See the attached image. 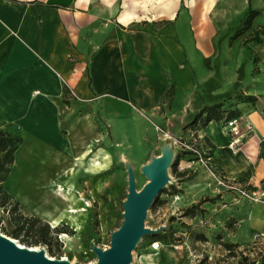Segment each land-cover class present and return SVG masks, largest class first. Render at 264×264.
I'll return each mask as SVG.
<instances>
[{"label":"crops","instance_id":"obj_1","mask_svg":"<svg viewBox=\"0 0 264 264\" xmlns=\"http://www.w3.org/2000/svg\"><path fill=\"white\" fill-rule=\"evenodd\" d=\"M187 8L182 0H0V130L19 139L1 185L26 212L53 229L69 224L79 234L75 179L84 192L91 173L113 167L102 149L91 150L92 143L101 145L102 127L123 143L145 117L165 125L169 164L180 154L171 139L195 137L194 159L179 157L189 168L182 177L191 178L181 182L184 193L177 200L191 206L208 196L199 207L201 232L240 247L261 240L264 201L216 185L214 190L212 183L222 177L264 189V72L252 75L245 54L229 77L218 69L211 95L232 89L245 63L236 91L256 97L242 103L234 94L223 102L246 133L236 151L222 121L199 130L188 126L208 105L200 87L214 77V68H206L204 60L214 56V40L238 26L247 3L209 30L194 6L192 41ZM121 175L114 171L113 185ZM155 243V250L147 242L139 247L137 264L179 263L172 246Z\"/></svg>","mask_w":264,"mask_h":264},{"label":"rangeland","instance_id":"obj_2","mask_svg":"<svg viewBox=\"0 0 264 264\" xmlns=\"http://www.w3.org/2000/svg\"><path fill=\"white\" fill-rule=\"evenodd\" d=\"M182 1L188 7L189 20L186 24L188 40H191V26L194 27V21H191L195 14L194 6L197 7V10L199 9L200 22L205 29L209 30L220 23L218 19L221 16L225 18L228 11L235 10L238 12L247 3L245 0ZM190 2H192V6ZM251 6L258 12V15L247 31L239 37H235L234 27H231L228 32L221 35L222 37L220 36V39L214 40V56L208 59V63L212 69L217 66L222 77H229L232 74L236 65L244 59V54L247 59L246 62L250 60L252 63V75L264 72V45L260 47L250 45L251 54L247 50H242V41L253 35L258 28L264 29V0H252ZM245 65V63H241L239 68L243 67L244 69ZM166 103L167 101H164V107ZM164 107L161 106L160 111H163ZM165 128V125L163 126L151 118L146 119L144 117L138 127L130 129L124 142L118 144L110 138L108 129L103 130L102 127L104 135L102 143L101 145L92 143L91 150L96 153L101 152L100 149H102L101 155H106L109 159L108 167L110 165H113V167L105 171L104 174L102 172L100 174H97V172L91 173L90 184L86 186L89 189L84 192L77 189V179H75L73 192L76 198V208H74V213L76 217L81 218V221L79 219L81 222V232L79 234L74 232L69 224H66L68 225L66 226L61 223L57 229L61 228L66 232L67 241L62 237V233H55V230L43 220L39 219V223H34L33 219L35 217L26 212L20 205L15 207L14 202L8 201L1 206V202L4 200L2 192H0V233L16 240L22 246L43 250L45 255L53 260L65 258L67 264H96L97 257L93 249H108L111 235L123 224V204L127 195L128 177H132L135 189L139 191L147 183V179L141 173V168L144 165L158 164V161L163 159L162 155L165 150H168L165 140L170 137L166 134ZM194 140L195 137L191 134L188 138L171 139L174 147L178 148L180 153L188 152L187 155L191 159H194L196 154ZM191 159L188 161H191ZM174 161L164 168L166 183L148 209L144 219V227L157 230V235L164 236L168 246L178 247L177 250L171 249V251H177L179 254L178 264H264V236H260L261 240L257 243L240 247L218 241V238H220L218 236L217 238H207L201 232V223L198 220L201 209H192L187 212L190 206H185L175 199L177 196L183 195L181 182L184 179L191 178V175L178 178L172 172L171 165ZM185 167H187L186 164L182 166L181 162L178 161L176 171L179 173L182 171L188 172L189 168L185 170ZM115 170L122 171V175L117 179V184L113 185ZM81 176L82 174L79 175V177ZM82 183V180H80L79 185ZM214 185L216 184L212 183L213 189L216 190ZM0 187H2L1 183ZM60 190H62L61 187ZM246 190L255 192L252 199L259 198L260 194L264 193V189L259 185L252 189L246 187ZM62 192L66 191L62 190ZM71 193L68 192L67 194ZM260 201L262 202V200L257 202ZM19 217H22V219L18 220ZM32 223H34L33 229H45V225L48 227L49 234L45 238L46 243H43L40 236L34 235L32 231L28 230ZM12 232L17 233L16 238L11 237ZM151 236L145 235L136 242L135 249L131 253L130 264H137L139 247L143 243H149ZM224 244L231 246L226 248ZM148 254H151V252L146 251V255Z\"/></svg>","mask_w":264,"mask_h":264},{"label":"water","instance_id":"obj_3","mask_svg":"<svg viewBox=\"0 0 264 264\" xmlns=\"http://www.w3.org/2000/svg\"><path fill=\"white\" fill-rule=\"evenodd\" d=\"M158 164L144 165L142 175L147 183L137 191L132 177H128L126 200L123 204V224L111 235L109 248H94L96 264H130L136 242L145 235H156L157 230L144 227L147 211L166 183L164 168L169 165L166 152ZM0 264H67L49 259L43 250H32L0 233Z\"/></svg>","mask_w":264,"mask_h":264},{"label":"trees","instance_id":"obj_4","mask_svg":"<svg viewBox=\"0 0 264 264\" xmlns=\"http://www.w3.org/2000/svg\"><path fill=\"white\" fill-rule=\"evenodd\" d=\"M251 1L252 0H247V10L244 13L243 17L239 20L238 26L233 28V31L235 33V37H239L242 35L245 31H247L253 22V20L256 18L258 15V12L255 11L252 6H251ZM264 44V29L258 28L257 30L254 31L253 35L242 41V47L245 48L249 53L251 54V48L249 47L250 45H262ZM204 65L206 68H209V63L208 61L204 60ZM214 77L204 83L200 88L202 91V94L204 98L206 99L208 105L206 104L203 106L198 113L194 117V121L189 124L188 126H192L195 129L194 130H199L210 122H223L225 125L230 122L231 120L238 119V114L235 111L232 110H224L223 109V102L229 100L232 95L236 94V98L238 101L242 103H254L256 101V97L253 96H244L240 93H238L236 90L240 85V82L242 81L243 78V67H240L238 69V79L236 83L233 85L232 89L229 91L220 94V95H211V92L215 90V88L218 86L217 79L219 77V71L218 67H214ZM212 104V105H211ZM19 144V139L15 136H10L9 134L3 132L0 130V155H1V161H0V183L4 181L6 178V175L8 174L9 167L12 165L13 162V154L15 150L17 149V146ZM188 154V152L180 153L178 155V158L173 162L171 165L172 167V172L177 176V177H182L184 176L183 173L177 172V166H178V161L179 157ZM0 192L3 194V199L1 202V206L5 204L8 201L14 202V206H19V204L8 194H6L2 187H0ZM206 201H210V199H204L198 202L197 204H192L188 209L187 212H190L192 209H198L201 204H203ZM15 210V209H14ZM200 213H203V210H200ZM21 220L22 217H19ZM33 222H40L39 219L34 218ZM30 225V228L28 230L32 231L34 235H38L42 238L43 243H46V236L49 234L48 227L45 225V229H33V224ZM58 228V227H57ZM55 228V233H63L66 235V232H64L61 228L57 229ZM11 237L16 238L17 233L12 232ZM161 243L163 245H166L167 243L165 242V237H161L156 235L151 236V241H149L150 244L152 243ZM231 245L224 244V247H228Z\"/></svg>","mask_w":264,"mask_h":264},{"label":"built area","instance_id":"obj_5","mask_svg":"<svg viewBox=\"0 0 264 264\" xmlns=\"http://www.w3.org/2000/svg\"><path fill=\"white\" fill-rule=\"evenodd\" d=\"M227 129V135L230 138V149L233 151H236L239 146H241L243 140L246 137V133L244 130L240 128L238 119L231 120L225 125ZM196 153V151H195ZM214 183L216 186H219L223 190L230 192L232 194L237 195L238 197L252 199L253 195L255 194L254 191H248L246 190L247 186H244L241 182L235 180V179H229V178H222V177H214ZM253 201L262 200L264 201V193H261L259 198L252 199ZM264 236V234L258 235ZM156 243L150 244V248L155 250L153 247ZM174 249H178L177 246H174Z\"/></svg>","mask_w":264,"mask_h":264},{"label":"bare ground","instance_id":"obj_6","mask_svg":"<svg viewBox=\"0 0 264 264\" xmlns=\"http://www.w3.org/2000/svg\"><path fill=\"white\" fill-rule=\"evenodd\" d=\"M175 199H178V197H176ZM29 249H32V250H37V248H29ZM50 259V258H49ZM67 260V259H66ZM60 261H65V258H62Z\"/></svg>","mask_w":264,"mask_h":264}]
</instances>
